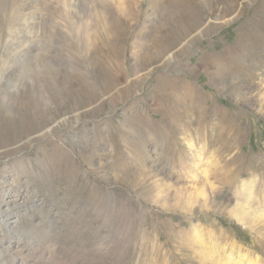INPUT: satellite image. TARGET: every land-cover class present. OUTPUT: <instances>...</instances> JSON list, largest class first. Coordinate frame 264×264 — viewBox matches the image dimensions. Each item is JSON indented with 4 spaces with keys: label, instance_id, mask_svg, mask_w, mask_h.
Returning a JSON list of instances; mask_svg holds the SVG:
<instances>
[{
    "label": "rangeland",
    "instance_id": "rangeland-1",
    "mask_svg": "<svg viewBox=\"0 0 264 264\" xmlns=\"http://www.w3.org/2000/svg\"><path fill=\"white\" fill-rule=\"evenodd\" d=\"M245 212L264 0H0V264H264Z\"/></svg>",
    "mask_w": 264,
    "mask_h": 264
},
{
    "label": "bare ground",
    "instance_id": "bare-ground-1",
    "mask_svg": "<svg viewBox=\"0 0 264 264\" xmlns=\"http://www.w3.org/2000/svg\"><path fill=\"white\" fill-rule=\"evenodd\" d=\"M250 216L251 215H248L245 212V214L236 215V220L239 223H241L242 225L247 226V227H250L252 229H255L256 228V225L258 224L259 221L264 220V212L262 214L258 215V218L255 217L256 219H252ZM14 258H16V257H14ZM237 258L238 259H234V257H232L231 255H229L228 256V261H225V262L217 261L216 264H257V262H253V261L249 260L247 257H242V256L239 255Z\"/></svg>",
    "mask_w": 264,
    "mask_h": 264
}]
</instances>
